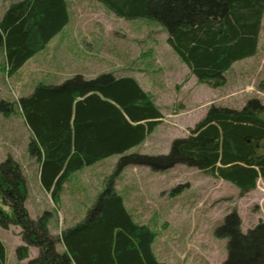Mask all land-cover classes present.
<instances>
[{"label": "trees", "instance_id": "16d2710c", "mask_svg": "<svg viewBox=\"0 0 264 264\" xmlns=\"http://www.w3.org/2000/svg\"><path fill=\"white\" fill-rule=\"evenodd\" d=\"M127 20L145 19L162 26L167 42L197 82L216 88L225 72L257 52L264 17V0H98ZM70 22L68 0H13L0 18V49L8 75L42 50ZM31 137L28 151L40 163V181L58 203L64 183L74 172L113 155H120L86 215L49 232L45 211L29 216L25 180L11 157L0 161V226H20L24 244L38 253L26 264H165L153 243L157 233L136 221L115 189V177L127 165L165 170L177 163L196 167L248 192L264 178V103L249 98L241 108L211 104L188 135L175 138L167 153L128 152L144 142L163 114L150 92L131 74L102 73L94 78L75 74L57 85L37 83L16 103ZM13 103L0 100L7 115ZM128 152V153H127ZM8 206L10 212L3 209ZM235 211L224 216L214 234L227 238L222 264H264V221L246 232ZM61 242L64 250L56 245ZM5 247L0 240V264Z\"/></svg>", "mask_w": 264, "mask_h": 264}, {"label": "rangeland", "instance_id": "374dc122", "mask_svg": "<svg viewBox=\"0 0 264 264\" xmlns=\"http://www.w3.org/2000/svg\"><path fill=\"white\" fill-rule=\"evenodd\" d=\"M11 1L0 0V18ZM68 3L69 24L11 77L4 69L0 49V100L13 103L11 113L0 112V161L11 157L19 164L27 190L24 206L33 219L49 211L48 229L53 235L86 215L114 172L120 155L72 174L62 187L64 193L61 190L64 201L60 200V192L55 203L37 182L39 162L28 151L31 132L15 104L32 84L47 83L51 74L59 77L82 74L85 78L102 73L135 76L144 89L153 92L163 112L148 142L136 149L147 154L167 153L171 142L188 135L189 128L211 104L241 108L249 96L264 103V17L260 46L253 62L244 67L236 64L228 72L229 82L212 88L191 75L168 44L166 30L158 23L124 19L98 0H68ZM228 74L225 72L227 78ZM244 74L249 79L247 88L242 87L247 80ZM17 76H20L18 83ZM114 187L125 198L132 217L156 231L154 249L167 264H222L227 256V238L216 237L214 230L224 216L235 211L242 232L264 221V178L257 179L253 190L241 192L226 180L181 163L165 170L127 165L115 177ZM1 206L10 212L8 206ZM7 227L12 229L11 234L21 230L15 224ZM7 257L8 264H23L10 244Z\"/></svg>", "mask_w": 264, "mask_h": 264}, {"label": "crops", "instance_id": "0c3cea01", "mask_svg": "<svg viewBox=\"0 0 264 264\" xmlns=\"http://www.w3.org/2000/svg\"><path fill=\"white\" fill-rule=\"evenodd\" d=\"M58 35V34H57ZM61 37V36H60ZM259 40H260V35H259ZM259 46H260V44H258V48H259ZM257 53V52H256ZM255 53V54H256ZM255 54L254 55H252V56H249V57H246V58H244V59H241V60H237V61H235L233 64H232V66L226 71V73L228 74V72H229V74L231 73V71H232V68L236 65V64H240V66H248L249 65V62L251 63V62H253L252 61V59L254 58V56H255ZM30 59V58H29ZM28 59V60H29ZM27 60V61H28ZM26 61V62H27ZM25 62V63H26ZM24 63V64H25ZM24 64L15 72V73H13V74H10V75H8V77H11L12 75H14V74H16L19 70H21L23 67H24ZM185 65V64H184ZM186 66V65H185ZM187 67V66H186ZM188 68V67H187ZM189 70V69H188ZM249 73V72H248ZM247 73V74H248ZM229 74H228V78L226 77V75H225V77H226V83L225 84H227L228 82H229ZM238 74V76L240 77V79H241V77H242V72H239V73H237ZM247 74H244L245 76H246V78H247ZM82 75V74H81ZM125 75H129V74H125ZM192 75V74H191ZM69 76L70 77H72V75L71 74H69ZM123 76V75H122ZM133 76V75H132ZM66 77H68V76H57V75H55V74H51L50 75V77H49V80H48V84H53V85H57V84H60L61 82H63L64 80H65V78ZM133 77H135V76H133ZM16 78V81H17V83L18 82H20V80H19V78H20V76H17V77H15ZM69 78V77H68ZM67 79V78H66ZM138 81V80H137ZM240 81V80H239ZM248 81H249V79L247 78V80L243 83V88L244 87H248ZM37 83H40V82H37ZM37 83H35V84H32V85H34V86H32V87H30V90H29V92H27L26 94H23V95H21V96H25V95H28V94H30L31 92H32V90H33V88L35 87V85L37 84ZM224 84V85H225ZM223 85V86H224ZM142 87V86H141ZM246 87V88H247ZM143 88V87H142ZM144 89V88H143ZM145 91H148V92H150L151 94H152V96H153V99L155 98L154 97V94H153V92L151 91V90H149V89H144ZM21 96H19V97H21ZM250 97H252V96H249L247 99H249ZM155 101V100H154ZM155 103H156V101H155ZM157 105H158V103H156ZM159 110H160V112L163 114V112H162V110H161V108L159 107ZM163 118V117H162ZM162 118H161V120H162ZM157 128V127H156ZM155 128V129H156ZM155 131V130H154ZM153 131V132H154ZM153 132L152 133H150L147 137H146V139L144 140V142H142L141 144H139V145H137V146H134L133 148H131L130 150H128V151H131V152H133V151H137L136 149H137V147H139V146H141V145H144V144H146L147 142H148V140H149V138H150V136L153 134ZM111 157V156H110ZM109 158V157H108ZM108 158H105V159H103V160H107ZM102 160V161H103ZM85 167H87V166H85ZM84 167V168H85ZM83 169V168H82ZM81 169V170H82ZM37 171V174H36V176H37V182H38V184H39V186H40V188L42 189V191H44L47 195H49L50 194V191H48V190H46V189H44L43 188V186H42V184H41V181H40V163H38V169L36 170ZM78 171H80V170H78ZM75 173H77V171L76 172H74L73 174H75ZM72 175V174H71ZM71 177V176H70ZM69 177V178H70ZM68 182V180L65 182V183H67ZM64 183V184H65ZM26 185V184H25ZM66 185V184H65ZM29 192V191H28ZM62 192H63V189H62ZM61 192V197H60V200H61V202L62 201H64V199H62V196H63V193ZM43 193V192H42ZM42 195V194H41ZM51 195V194H50ZM122 195V194H121ZM123 196V195H122ZM26 198H27V190H26ZM123 199H124V204H125V198L123 197ZM25 201H26V199H25ZM125 206H126V204H125ZM126 208H127V206H126ZM128 209V208H127ZM129 211V210H128ZM75 217H77L76 215H75ZM11 225V224H10ZM72 226V225H71ZM69 227V226H68ZM67 228V227H66ZM12 230V229H11ZM11 230L7 227V228H4V227H2V226H0V240L2 241V243L4 244V247H5V262H4V264H8V257H7V248H8V245L10 244L11 245V247H12V249H15L16 250V247L17 246H19V245H21V244H24V241L22 240V238H21V235L19 234V232L20 231H14L15 233H12L11 234ZM17 230V229H16ZM53 233V232H52ZM51 233V234H52ZM60 233H61V231L58 233V234H56L55 236H60ZM154 243H155V241H154ZM154 243H153V250H154V252H155V254H156V256H157V258L160 260V261H162V262H164L165 264H167L164 260H162L160 257H159V255H158V253L156 252V250L154 249ZM56 247H57V249L58 250H60V251H62V250H64V246H63V244L61 243V242H58L57 243V245H56ZM37 253H38V248L37 247H35V246H29L28 247V257L26 258V259H21V262L23 263V264H25L27 261H28V259H30V258H33V257H35L36 255H37ZM71 264H74V263H71Z\"/></svg>", "mask_w": 264, "mask_h": 264}]
</instances>
